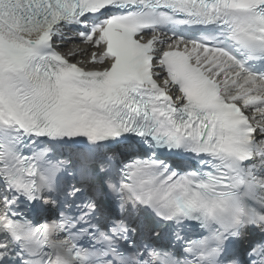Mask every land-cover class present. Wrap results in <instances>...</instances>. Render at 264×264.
I'll return each instance as SVG.
<instances>
[{"label": "snow or ice", "instance_id": "1", "mask_svg": "<svg viewBox=\"0 0 264 264\" xmlns=\"http://www.w3.org/2000/svg\"><path fill=\"white\" fill-rule=\"evenodd\" d=\"M0 264H264V0H0Z\"/></svg>", "mask_w": 264, "mask_h": 264}, {"label": "bare ground", "instance_id": "2", "mask_svg": "<svg viewBox=\"0 0 264 264\" xmlns=\"http://www.w3.org/2000/svg\"><path fill=\"white\" fill-rule=\"evenodd\" d=\"M83 56H84V55H83ZM84 58L87 60L89 57H88V55H87V56L85 55ZM85 59H84V60H85Z\"/></svg>", "mask_w": 264, "mask_h": 264}]
</instances>
